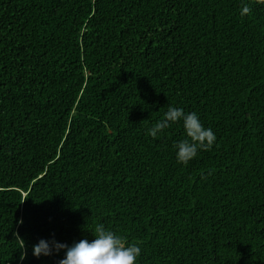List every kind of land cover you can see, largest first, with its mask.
<instances>
[{
	"label": "trees",
	"instance_id": "trees-1",
	"mask_svg": "<svg viewBox=\"0 0 264 264\" xmlns=\"http://www.w3.org/2000/svg\"><path fill=\"white\" fill-rule=\"evenodd\" d=\"M0 0V264L103 225L138 264H264V3ZM215 145L187 164L169 106ZM26 257L21 260L23 242Z\"/></svg>",
	"mask_w": 264,
	"mask_h": 264
},
{
	"label": "clouds",
	"instance_id": "clouds-1",
	"mask_svg": "<svg viewBox=\"0 0 264 264\" xmlns=\"http://www.w3.org/2000/svg\"><path fill=\"white\" fill-rule=\"evenodd\" d=\"M264 3V0H259ZM252 11V6L244 0L240 14L247 15ZM173 124H181L184 136L174 142L175 159L179 164H187L195 159L200 151L211 149L217 140L215 132L210 127H205L196 112H186L184 108L169 106L163 114V119L158 120L150 127L146 134L156 139L163 135L165 130ZM93 239H81L71 246L52 240L41 239L32 246V255L36 258L48 257L64 252V258L59 264H138L142 254V247L137 243H130L125 237L113 230H107L99 225L92 233ZM22 241L19 237H17ZM23 242V241H22ZM26 251L23 242L21 260L25 259Z\"/></svg>",
	"mask_w": 264,
	"mask_h": 264
}]
</instances>
